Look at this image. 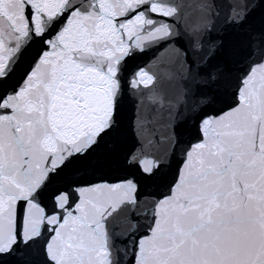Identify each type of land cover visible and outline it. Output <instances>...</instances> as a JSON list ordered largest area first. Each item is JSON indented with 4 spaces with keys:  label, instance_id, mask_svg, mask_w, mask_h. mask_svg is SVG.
<instances>
[{
    "label": "snow or ice",
    "instance_id": "snow-or-ice-1",
    "mask_svg": "<svg viewBox=\"0 0 264 264\" xmlns=\"http://www.w3.org/2000/svg\"><path fill=\"white\" fill-rule=\"evenodd\" d=\"M0 264H264V0H0Z\"/></svg>",
    "mask_w": 264,
    "mask_h": 264
}]
</instances>
